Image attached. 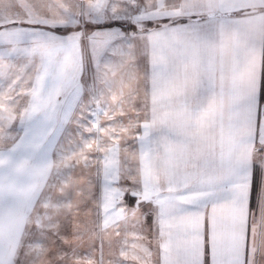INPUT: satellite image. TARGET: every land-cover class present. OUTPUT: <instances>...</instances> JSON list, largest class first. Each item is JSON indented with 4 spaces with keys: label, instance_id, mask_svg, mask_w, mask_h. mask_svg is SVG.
<instances>
[{
    "label": "snow or ice",
    "instance_id": "1",
    "mask_svg": "<svg viewBox=\"0 0 264 264\" xmlns=\"http://www.w3.org/2000/svg\"><path fill=\"white\" fill-rule=\"evenodd\" d=\"M0 264H264V0H0Z\"/></svg>",
    "mask_w": 264,
    "mask_h": 264
}]
</instances>
